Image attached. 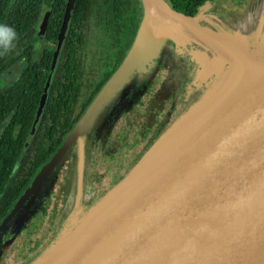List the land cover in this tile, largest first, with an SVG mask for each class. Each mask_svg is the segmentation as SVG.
Masks as SVG:
<instances>
[{"label":"water","instance_id":"obj_1","mask_svg":"<svg viewBox=\"0 0 264 264\" xmlns=\"http://www.w3.org/2000/svg\"><path fill=\"white\" fill-rule=\"evenodd\" d=\"M139 1L136 35L100 92L144 61L154 42L158 50L163 39L154 41L158 33L175 44L181 34L202 50L190 52L197 77L210 76L217 66L220 73L127 174L28 264H264V57L256 63L238 42L201 25L198 14H182L164 0ZM74 2H65L58 42ZM45 27L46 14L38 38ZM226 70L232 82L212 91ZM73 138L71 129L16 203L39 186Z\"/></svg>","mask_w":264,"mask_h":264},{"label":"rangeland","instance_id":"obj_2","mask_svg":"<svg viewBox=\"0 0 264 264\" xmlns=\"http://www.w3.org/2000/svg\"><path fill=\"white\" fill-rule=\"evenodd\" d=\"M197 14L201 25L209 27L227 42H238L256 63L263 59L264 0H212L198 7L193 15ZM159 37L163 39L157 51H153L157 44L154 42L148 57L137 62L121 82L97 94L91 107L89 105L90 108L72 128L74 138L70 143V151L64 154L24 202L18 204L17 199L11 206L0 223V264L29 263L30 259L32 261L42 253L68 222L75 218L77 209L85 208L87 203V209L92 206L112 187L106 190L108 182L115 177L119 181L121 173L127 174L160 136L145 151L134 144L142 143L150 129L163 123L166 124L164 133L180 114L197 102L207 90L203 87L208 88L216 79L215 74L220 73L217 66L212 69L210 76L205 72L197 77V69L189 64V81L179 82L184 77V70L175 69L173 73L179 74L178 79L174 76L171 83L169 77L168 83L162 81L164 86L158 90L161 79L157 77L164 70L170 72V62L165 61L177 54L168 48L162 50L170 38L159 36L158 33L154 41ZM176 37L177 46L182 44L181 40H185L181 34ZM190 43L195 44L192 41ZM212 59L220 63L221 70L225 68L215 56ZM23 65L24 61L18 60L2 73L0 88L16 78ZM172 84H176L178 89L175 99L168 106ZM190 95L195 97L188 106L183 110L179 108ZM162 100L159 109H151L152 104H159ZM168 107L178 109L173 112L174 118L167 114L168 111L172 112ZM164 108L163 116L161 110ZM153 119L157 125L150 127ZM168 134L169 131L162 138Z\"/></svg>","mask_w":264,"mask_h":264},{"label":"trees","instance_id":"obj_3","mask_svg":"<svg viewBox=\"0 0 264 264\" xmlns=\"http://www.w3.org/2000/svg\"><path fill=\"white\" fill-rule=\"evenodd\" d=\"M164 1L173 10L193 15L212 0ZM65 2L0 0V23L20 34L16 51L0 57V76L18 60L24 61L18 76L0 88V223L117 69L142 18L139 0H75L58 42ZM44 14L46 27L38 38Z\"/></svg>","mask_w":264,"mask_h":264},{"label":"flooded vegetation","instance_id":"obj_4","mask_svg":"<svg viewBox=\"0 0 264 264\" xmlns=\"http://www.w3.org/2000/svg\"><path fill=\"white\" fill-rule=\"evenodd\" d=\"M181 42H182V44H180V45H178L177 46V44H175L173 41H168L167 40V42H165V44H164V47L162 48V50H164V48H168L169 50H172V51H174V52H176L177 54H175V56L174 57H169L165 62H167V61H169L170 63V65L168 66L170 69H169V71L170 72H168V69L167 70H164V67H163V70H164V72L161 74V75H159L158 77H157V79H161L160 80V84H161V86H159V89L158 90H160L163 86H164V84L162 83V81H167L166 83H168V79H169V77L171 78V83H172V79H173V77L174 76H177V79H178V76H179V74H174L173 73V70H175V69H183L184 70V77L182 78V79H180L179 80V82H181V83H185V82H187V81H189L190 80V77H189V72L191 71V69H190V65L189 64H191V65H193V66H195V70L197 69V64L194 62V60L192 59V57L190 56L191 54H190V52H192V51H201L202 52V50L196 45V44H192V43H189V42H187V41H185V40H181ZM130 48V47H129ZM128 48V49H129ZM128 49H127V51H128ZM111 50H113V48L111 49ZM127 51L125 52V53H127ZM126 55V54H125ZM211 55L208 53L207 54V57L209 58ZM167 67V68H168ZM172 86H173V90L171 91L172 93H171V97L168 99V106H169V104L171 103V100H173V99H175V96H176V91H177V86H176V84H172ZM183 86V85H182ZM207 86H204L203 87V89H207L206 88ZM102 89V88H101ZM100 89V90H101ZM100 92V91H99ZM98 92V93H99ZM97 93V94H98ZM158 93V91L154 94V96L156 95ZM97 96V95H96ZM95 96V97H96ZM94 97V98H95ZM188 97V99H187V101H184L183 103H182V106L180 105L179 106V108H181L182 110L183 109H185L187 106H188V104L192 101V99L195 97V95H190V96H187ZM162 102H163V100L161 101V103H159V104H157V103H154V104H152L151 105V109H153V108H155V109H159L160 107H161V104H162ZM168 108H170V109H172L171 111L172 112H170V111H168V115H170V117H173L172 115H173V112L174 111H176V110H178V109H176V108H174V107H168ZM181 110V111H182ZM161 111H163V116H164V112H165V108L164 109H162ZM181 111H179V112H181ZM160 113V112H159ZM171 113V114H170ZM156 114H158V113H156ZM125 116H127V115H125ZM163 116H160L161 118H163ZM155 118H156V116H155ZM174 118V117H173ZM169 124V123H168ZM154 125H157V123H155V119H153V121H152V123H151V126L150 127H153ZM166 127V124L165 123H163V124H161L160 126H155L153 129H150L148 132H147V134H146V136L144 137V139H142V143H140V144H138V143H135L134 145H137L138 146V148H142V150L143 149H145L146 147H147V145L149 144V142H151V140L155 137L154 135H156L157 133H159L160 131H162L164 128ZM156 138V137H155ZM154 138V139H155ZM153 139V140H154ZM63 140V139H62ZM152 140V141H153ZM61 143V142H60ZM59 146V145H58ZM71 149V147L69 146L67 149H66V151L64 152V154L65 153H68L69 151H70V149ZM55 151V150H54ZM53 151V152H54ZM64 154H63V156H64ZM51 156V155H50ZM49 156V157H50ZM62 156V157H63ZM48 157V158H49ZM60 161V160H59ZM52 170V169H51ZM49 174V173H48ZM110 182V181H109ZM109 182H108V184H109ZM29 184V183H28ZM27 184V185H28ZM90 203V202H89ZM87 206H88V203H87V205L85 206V208L84 207H82L80 210L79 209H77L76 210V214L74 215V217H78V216H80L81 214H83L84 212H85V210L87 209ZM84 210V211H83ZM49 236H50V238H51V234L49 233L48 234Z\"/></svg>","mask_w":264,"mask_h":264},{"label":"clouds","instance_id":"obj_5","mask_svg":"<svg viewBox=\"0 0 264 264\" xmlns=\"http://www.w3.org/2000/svg\"><path fill=\"white\" fill-rule=\"evenodd\" d=\"M20 34L17 30L6 24L0 23V57L14 53L18 47Z\"/></svg>","mask_w":264,"mask_h":264},{"label":"bare ground","instance_id":"obj_6","mask_svg":"<svg viewBox=\"0 0 264 264\" xmlns=\"http://www.w3.org/2000/svg\"><path fill=\"white\" fill-rule=\"evenodd\" d=\"M184 34L188 38L190 37L186 32ZM246 66H248V67L252 66L251 61L249 62V60H248V64ZM232 80H233V74H232V72H229L228 70H226L223 73L221 79L213 86L212 91L215 90V92H217V91H220L222 89H226L230 85V83L232 82Z\"/></svg>","mask_w":264,"mask_h":264}]
</instances>
